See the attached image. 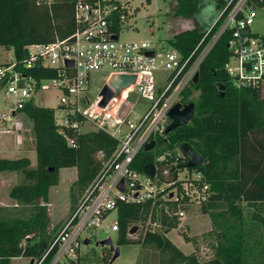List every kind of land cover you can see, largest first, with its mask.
I'll return each mask as SVG.
<instances>
[{"label":"trees","instance_id":"16d2710c","mask_svg":"<svg viewBox=\"0 0 264 264\" xmlns=\"http://www.w3.org/2000/svg\"><path fill=\"white\" fill-rule=\"evenodd\" d=\"M77 1L0 0V47L12 49L20 62L26 56L25 45L70 36L78 26L75 20ZM226 1L172 0L167 12L170 17L193 19L192 27L167 38L181 58L188 60L186 68L200 57L219 28L217 22L207 32L211 10L207 13L206 8L219 11ZM252 1L264 7V0ZM229 36V32H224L215 40L199 62L197 83L190 82L181 91L178 103L194 102V116L187 124L157 139L160 151L169 152L162 163L177 161L175 168L187 167L199 172L201 182L209 186V198L199 207L208 215L211 231L215 234L214 255L200 261L194 253H184L167 237V233L180 224L176 202H120L116 213L119 223L116 245L139 243L142 251L136 264H256L254 258L264 254V97L260 87L237 89L231 85L225 70L230 56ZM24 72L36 79L55 73L47 68ZM219 84L226 86L227 98L217 97ZM192 92H197L195 99L191 98ZM17 113L31 121L35 165H31L27 156L0 157V172L21 175L8 191L15 207L13 210L0 207V264H9L16 257L29 258L33 263L43 258L41 264H50L62 225L58 223L50 228L48 212L49 190L58 184L59 170L75 167L77 171L69 187L72 210L79 196L111 158L118 140L101 129L81 132L60 126L54 109L37 105L33 99L25 102ZM75 119L83 118L77 115ZM184 143L202 157L200 166L188 167L186 157L179 155ZM99 152L103 153L102 157L98 156ZM153 162V151L140 150L132 166L143 173L144 165ZM176 173L177 170L172 169V176ZM185 201V198L180 200ZM147 220L157 222L158 230L147 228L143 237L130 238V228L144 226ZM183 238L185 242L191 241L186 234ZM110 254L111 251L104 247L102 260L105 264ZM67 264H79V261Z\"/></svg>","mask_w":264,"mask_h":264},{"label":"built area","instance_id":"2783aa9c","mask_svg":"<svg viewBox=\"0 0 264 264\" xmlns=\"http://www.w3.org/2000/svg\"><path fill=\"white\" fill-rule=\"evenodd\" d=\"M131 1L78 0L75 4L78 26L70 36L48 43L25 45L26 56L22 61L18 62L13 54V60L0 64V86L5 99L10 102L9 110L0 114L6 129L19 127L17 111L25 102L34 101V95L39 90L52 87L60 93L59 107L64 112L62 121L56 119L60 126L79 129L80 125L89 123L118 140L111 158L79 196L62 223L50 264L76 261L79 248L85 239H89L91 230L102 228L117 232L119 223L116 213L120 202L140 204L151 201L154 204L157 200L162 203L172 200L181 208L177 211L181 218L186 203L195 201L200 205L208 200L209 186L200 183L199 172L187 167L175 168L177 161L167 165L162 163L169 152L160 151L157 139L164 136L171 122L169 109L178 102L183 88L193 82L200 60L221 34L230 33L227 42L230 56L225 70L231 85L237 89L261 88L264 85V33L255 34L250 29L258 7L252 0L226 1L207 26L208 32L219 22L216 34L200 57L187 68L188 60H183L173 48L157 51L148 41L120 39L129 14L127 4ZM150 50L153 51L152 56L147 53ZM66 61L72 62V66H67ZM36 68L52 69L55 73L36 79L24 72ZM99 71L106 75L103 86L115 74L135 75L136 78L119 94L111 87L112 98L100 107L101 89L93 101L87 94L90 74ZM159 72H167L164 86L157 82ZM131 94L151 101L138 117L132 116L135 103L129 100ZM124 107L127 109L121 115ZM77 115L83 119L76 120ZM151 140L155 141V145L150 150L155 149L158 153L156 155L153 151L155 175L152 177L132 166L138 152L144 150L145 144ZM179 155H183L182 152ZM98 156L102 157L103 153L99 152ZM172 169L177 170L174 176ZM121 181L122 188L119 186ZM168 187H173L174 191L167 190ZM182 198L186 200L183 203L180 202ZM112 213L115 217L110 219ZM42 260L39 259L36 264H41Z\"/></svg>","mask_w":264,"mask_h":264},{"label":"rangeland","instance_id":"374dc122","mask_svg":"<svg viewBox=\"0 0 264 264\" xmlns=\"http://www.w3.org/2000/svg\"><path fill=\"white\" fill-rule=\"evenodd\" d=\"M172 5V0H132L127 4L129 14L125 19V26L120 33L122 40L148 41L157 51L172 50L167 38L170 34L183 30L193 25V19L183 17H170L167 12ZM213 14L210 22L216 16L217 11L208 7ZM257 16L251 24V31L255 34L264 33V7L256 8ZM206 26V27H207ZM13 60L12 49L0 47V63ZM167 72H159L157 74V82L160 86H164L165 76ZM105 72H92L90 74V82L88 84L87 94L91 101L96 99L99 90L105 83ZM164 80V81H163ZM46 83V82H45ZM44 83V84H45ZM261 95L264 97V85L261 87ZM58 90L47 87L39 90L34 95V103L40 106L51 107L55 111V117L60 122L64 112L59 107ZM197 92H192L191 98L195 99ZM134 102L133 117H138L150 105L148 99L138 94H131L130 99ZM10 102L5 99L3 88L0 87V114L9 110ZM19 127L7 128L0 118V157L18 158L27 156L31 160V165H35V151L33 140L31 137V121L25 115L17 116ZM16 120V119H15ZM3 124V125H2ZM89 123L79 126V131L84 132L92 129ZM156 153L155 149L153 150ZM155 155V156H156ZM76 178V169L62 168L58 184L50 188V204H48V212L50 216V228L58 223H63L70 214V199L68 190L71 182ZM21 179V175L15 172H0V207H6L13 210L15 202L8 196V191L14 183ZM200 183H205L201 182ZM167 190H173L168 187ZM175 209H181L176 203ZM181 211L180 224L167 233V237L184 253H194L200 261L212 258L214 255V246L216 244L215 234L211 231L212 225L207 214L201 212L199 204L195 201L186 203ZM115 214L110 215L113 219ZM147 220L144 226L138 225L137 230L129 234L132 239L143 237L147 228L158 230V223ZM183 234H186L191 241L185 242ZM110 237L116 246L117 232L107 231L102 228L90 231L89 242L82 244L79 248L77 260L79 264H105L102 260L104 247L96 242ZM120 254L111 264H136V260L142 251L139 243L123 244L119 246ZM107 249H109L107 247ZM263 249L260 248V251ZM144 252V251H143ZM113 252H111L112 256ZM110 260V259H109ZM26 257H16L11 259L9 264H36ZM256 264H264V254L256 256L253 260Z\"/></svg>","mask_w":264,"mask_h":264},{"label":"water","instance_id":"95a60500","mask_svg":"<svg viewBox=\"0 0 264 264\" xmlns=\"http://www.w3.org/2000/svg\"><path fill=\"white\" fill-rule=\"evenodd\" d=\"M113 38H116V36H113ZM149 55H153V51L150 50L147 52ZM67 66H72V62L66 61ZM136 76L135 75H125V74H115L112 75L111 78L108 80V84H105L100 92L99 95L102 96L101 101L99 102L100 107H104L107 102L112 98L113 91L111 87L115 90L116 94H119L120 91L133 84L135 81ZM199 78L198 71L195 72L192 81L193 83H197ZM217 97L220 98H227L229 96V93L226 91V86L224 84L218 85V92ZM195 104L194 102H189L187 104H180L175 103L168 111V116L171 119L170 124L167 126L165 132L171 131L175 129L178 126H182L187 124V122L194 116L195 110H194ZM126 107L122 109L121 115L124 114L126 111ZM155 141L151 140L148 143L145 144L144 150H150L154 147ZM181 152L186 157L187 160V166L188 167H197L202 164V157L188 144L184 143L181 145ZM143 171L148 174L149 176L155 175V165L153 163H147L143 167ZM120 188H122V181L119 183ZM137 226H133L129 230V234L131 235L137 230ZM89 242V239L84 240V244H87ZM100 244L101 246H106L109 248L111 252H113L109 262L107 264H111L120 254V248L118 245H114L112 239L110 237H107L100 242H96V245ZM33 263V262H31Z\"/></svg>","mask_w":264,"mask_h":264},{"label":"crops","instance_id":"0c3cea01","mask_svg":"<svg viewBox=\"0 0 264 264\" xmlns=\"http://www.w3.org/2000/svg\"><path fill=\"white\" fill-rule=\"evenodd\" d=\"M211 17H213V14H212V15L209 14V18H208V20H210ZM68 168H73V167H68ZM61 169H62V168H61ZM75 169H76V168H75ZM76 175H77V171H76ZM59 176H60V170H59ZM75 179H76V178H75ZM75 179H74V180H75ZM74 180H73V181H74ZM73 181H72V182H73ZM72 182H71V183H72ZM70 185H71V184H70ZM11 186H12V185H11ZM51 187H52V186H51ZM51 187H50V188H51ZM69 187H70V186H69ZM49 192H50V190H49ZM68 194H69V190H68ZM68 197H69V195H68ZM48 204H50V193H49V203H48ZM69 204H70V202H69ZM48 210H49V209H48ZM70 211H71V209H70Z\"/></svg>","mask_w":264,"mask_h":264}]
</instances>
